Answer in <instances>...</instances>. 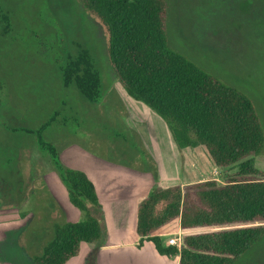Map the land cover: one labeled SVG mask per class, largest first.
<instances>
[{"label": "rangeland", "instance_id": "obj_1", "mask_svg": "<svg viewBox=\"0 0 264 264\" xmlns=\"http://www.w3.org/2000/svg\"><path fill=\"white\" fill-rule=\"evenodd\" d=\"M167 1L170 46L251 99L264 129V0ZM81 47L91 52L102 78L101 95L93 101L76 86L64 85L61 67ZM144 107L154 113L118 82L103 32L81 0H0V190L6 200L30 195L44 174L55 178L50 158L39 149V137L60 152L77 146L111 164L149 173L156 169L155 185L170 187L183 180L189 159L204 160L206 155L194 149L178 152L165 122ZM255 163L264 171V151ZM236 171L223 170L216 179L223 183ZM50 222L45 245L41 225L29 241L36 255L54 240L53 227L66 219L51 217ZM177 225L158 234L174 235ZM190 231L185 234L214 230ZM235 264H264V235Z\"/></svg>", "mask_w": 264, "mask_h": 264}, {"label": "trees", "instance_id": "obj_2", "mask_svg": "<svg viewBox=\"0 0 264 264\" xmlns=\"http://www.w3.org/2000/svg\"><path fill=\"white\" fill-rule=\"evenodd\" d=\"M81 3L103 32L118 82L130 97L166 123L177 148L204 147L219 169L237 168L223 183L209 180L168 188L154 186L138 208L139 248L151 242L169 260L179 258V264H235L264 235V171L255 163L264 151V129L255 104L170 46L167 0ZM61 70L66 87L76 86L88 100L99 98L102 78L89 50L81 47ZM47 126L49 123L41 130ZM38 146L50 158L81 219L53 227L54 240L34 256V262L67 264L79 255L82 243L102 247L107 242L105 213L87 175L65 166L61 152L41 137ZM154 170L151 173L158 179ZM43 188L56 208L45 184ZM176 222L185 232L214 231L184 234L179 250L166 245L158 234ZM259 223L262 226L241 228ZM232 226L239 227L230 229Z\"/></svg>", "mask_w": 264, "mask_h": 264}, {"label": "crops", "instance_id": "obj_3", "mask_svg": "<svg viewBox=\"0 0 264 264\" xmlns=\"http://www.w3.org/2000/svg\"><path fill=\"white\" fill-rule=\"evenodd\" d=\"M154 118L162 120L157 114H154ZM171 140L173 147L180 152L172 135ZM188 150L190 149L183 152ZM194 150L206 155L205 159H189L191 163L185 169L183 180L170 187L217 180L220 172L223 173V170L215 165L206 148L198 147ZM60 158L65 166L85 173L93 182L105 213L108 230V240L102 247L84 242L81 244L79 255L67 264H179V258L169 260L159 254L151 242H145L142 248H139L138 208L150 190L156 186L152 173L111 164L93 154L84 153L77 146L62 151ZM54 175L55 178H52V173L44 174L35 181L32 193L16 202L6 200L3 189L0 190V264H35L34 256L37 255L29 241L40 225L43 226L39 229L44 237L43 244L46 239L48 241L51 217L53 220L65 218L67 223L80 221L81 212L71 203L67 188L59 176L56 173ZM193 176L200 179L192 180ZM44 184L53 193L57 209L52 207L51 199L45 194ZM157 186L168 188L162 184ZM2 187L6 185L3 184ZM37 190H43L44 194H37ZM178 224L177 233L180 222ZM189 232L192 231H183L184 234Z\"/></svg>", "mask_w": 264, "mask_h": 264}, {"label": "built area", "instance_id": "obj_4", "mask_svg": "<svg viewBox=\"0 0 264 264\" xmlns=\"http://www.w3.org/2000/svg\"><path fill=\"white\" fill-rule=\"evenodd\" d=\"M163 238V237H162ZM166 241V245L177 247L179 250L182 248V233H176L167 235L163 238Z\"/></svg>", "mask_w": 264, "mask_h": 264}, {"label": "flooded vegetation", "instance_id": "obj_5", "mask_svg": "<svg viewBox=\"0 0 264 264\" xmlns=\"http://www.w3.org/2000/svg\"><path fill=\"white\" fill-rule=\"evenodd\" d=\"M49 193H50L51 197L54 199V196H53V193L51 192V190L49 191ZM54 202H55V205H57V202L55 201V199H54Z\"/></svg>", "mask_w": 264, "mask_h": 264}, {"label": "water", "instance_id": "obj_6", "mask_svg": "<svg viewBox=\"0 0 264 264\" xmlns=\"http://www.w3.org/2000/svg\"><path fill=\"white\" fill-rule=\"evenodd\" d=\"M196 230H198V229H196ZM194 231V230H193ZM203 234V233H202Z\"/></svg>", "mask_w": 264, "mask_h": 264}]
</instances>
